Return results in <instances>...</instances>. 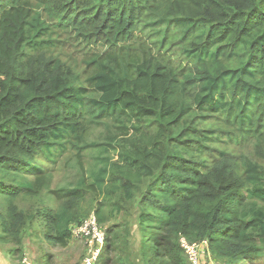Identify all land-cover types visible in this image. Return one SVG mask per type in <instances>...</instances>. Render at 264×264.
I'll list each match as a JSON object with an SVG mask.
<instances>
[{"label": "trees", "instance_id": "trees-1", "mask_svg": "<svg viewBox=\"0 0 264 264\" xmlns=\"http://www.w3.org/2000/svg\"><path fill=\"white\" fill-rule=\"evenodd\" d=\"M71 149L91 181L49 190ZM90 190L100 225L136 203L141 233L106 229L98 264H189L181 237L264 257V0H0V241L65 246ZM45 191L66 203L15 204Z\"/></svg>", "mask_w": 264, "mask_h": 264}, {"label": "rangeland", "instance_id": "rangeland-1", "mask_svg": "<svg viewBox=\"0 0 264 264\" xmlns=\"http://www.w3.org/2000/svg\"><path fill=\"white\" fill-rule=\"evenodd\" d=\"M64 51L69 55L77 57L78 60L82 59V55L73 54L74 51H78V47H72L70 44L64 46ZM104 126L98 128H92L88 132L89 139L100 141L103 137ZM91 154L88 149H82L80 151L71 149L66 155H62L58 164L54 167H49V174L51 176V184L49 190H56L60 188H74L80 181V176L83 175L87 184L91 181L89 178V169L92 166ZM78 162V163H77ZM102 197L98 196V193H94L92 190L85 193L84 199L80 201H74L79 212L89 211V215L94 213L96 202L101 201ZM67 199L56 200L48 191L42 192V194L35 198L17 199L15 204L17 207L26 210L29 214H33L40 204L48 205L49 208L55 209L58 205L66 203ZM29 206V207H26ZM4 215L3 201L0 199V218ZM88 215V216H89ZM138 209L136 203L132 208H126L121 210L119 214L110 213L109 210H105L106 221L103 224H99L101 230L105 232L106 229L117 227L120 235L124 236L126 240L132 244L133 249H138L141 243V233L138 228L137 222ZM1 230V229H0ZM1 234V231H0ZM72 238V237H71ZM185 238H180L179 242ZM20 244L16 241H0V264H20L24 258L27 259L28 264H82L83 258L87 254L86 245L83 241L78 239H70L65 246L53 245L50 242L45 241L39 236L33 237L32 229L27 230L26 233H22L18 238ZM181 245V244H180ZM18 250V251H17ZM104 250V243L103 249ZM101 252V254H103ZM118 249L111 248L109 255L111 256V262L113 263V257L118 254ZM185 254V252H184ZM186 255V254H185ZM47 257V261L41 262V260ZM101 256V255H100ZM104 256V255H103ZM106 256V254H105ZM187 257V256H186ZM100 260V257L99 259ZM135 264H137V261ZM189 262V258L187 257ZM99 262V261H97ZM95 264H98V263ZM199 264H220L214 262V260L208 255L202 256L198 260ZM191 264V263H189ZM244 264H264V257L254 259L252 262Z\"/></svg>", "mask_w": 264, "mask_h": 264}, {"label": "built area", "instance_id": "built-area-1", "mask_svg": "<svg viewBox=\"0 0 264 264\" xmlns=\"http://www.w3.org/2000/svg\"><path fill=\"white\" fill-rule=\"evenodd\" d=\"M71 237L83 241L86 245L87 254L82 264H95L101 255L104 243V232L99 227L96 215L90 214L81 224L75 226L71 231ZM180 244L191 264H199L198 260L208 253L205 241L189 243L182 239ZM20 264H28L27 259L24 258Z\"/></svg>", "mask_w": 264, "mask_h": 264}]
</instances>
